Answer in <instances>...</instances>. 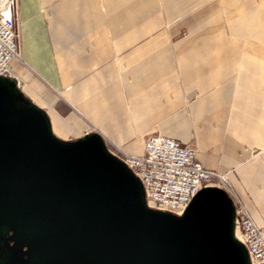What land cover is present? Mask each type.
<instances>
[{"label":"crops","instance_id":"obj_1","mask_svg":"<svg viewBox=\"0 0 264 264\" xmlns=\"http://www.w3.org/2000/svg\"><path fill=\"white\" fill-rule=\"evenodd\" d=\"M7 0H0L3 8ZM21 57L8 82L62 142L94 127L140 156L160 133L196 147L264 226V0H15ZM21 86V87H20ZM21 99L27 105H20Z\"/></svg>","mask_w":264,"mask_h":264},{"label":"water","instance_id":"obj_2","mask_svg":"<svg viewBox=\"0 0 264 264\" xmlns=\"http://www.w3.org/2000/svg\"><path fill=\"white\" fill-rule=\"evenodd\" d=\"M16 98L0 78V199L13 198L46 233L59 226L55 242H68L77 264H246L223 189L201 190L182 217L150 210L98 133L62 142L43 111ZM33 220L23 223L29 234L39 231Z\"/></svg>","mask_w":264,"mask_h":264},{"label":"built area","instance_id":"obj_3","mask_svg":"<svg viewBox=\"0 0 264 264\" xmlns=\"http://www.w3.org/2000/svg\"><path fill=\"white\" fill-rule=\"evenodd\" d=\"M14 3L15 0H7L0 8V78L4 80L13 72L12 62L21 57ZM110 152L137 178L150 210L182 217L201 190H229L226 175L205 168L197 160L193 145L160 133L147 136L145 152L140 156ZM234 227L240 233L250 264H264V226L257 224L243 205H237Z\"/></svg>","mask_w":264,"mask_h":264},{"label":"rangeland","instance_id":"obj_4","mask_svg":"<svg viewBox=\"0 0 264 264\" xmlns=\"http://www.w3.org/2000/svg\"><path fill=\"white\" fill-rule=\"evenodd\" d=\"M5 81L8 82V79ZM8 83L16 94H20L21 89ZM18 101L20 105H27L21 99ZM89 132L97 133L98 130L92 127ZM4 198L0 199V264H77L70 244L65 241L55 242L53 236L58 235L59 226L55 228L57 233H46L44 223L31 219L32 216L27 211L16 208L13 198ZM27 220L35 221L39 231L29 234L23 227ZM25 227L29 230L27 225Z\"/></svg>","mask_w":264,"mask_h":264},{"label":"bare ground","instance_id":"obj_5","mask_svg":"<svg viewBox=\"0 0 264 264\" xmlns=\"http://www.w3.org/2000/svg\"><path fill=\"white\" fill-rule=\"evenodd\" d=\"M5 199V198H4ZM12 201V200H11ZM6 202V201H5ZM27 227L29 228V230H32V224L31 223H26ZM34 253V252H33Z\"/></svg>","mask_w":264,"mask_h":264}]
</instances>
